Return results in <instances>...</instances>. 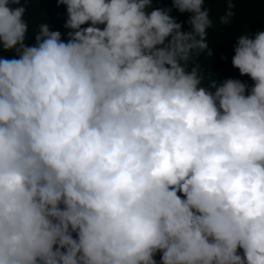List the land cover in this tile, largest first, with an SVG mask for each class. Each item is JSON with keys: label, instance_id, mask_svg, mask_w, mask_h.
<instances>
[{"label": "clouds", "instance_id": "1", "mask_svg": "<svg viewBox=\"0 0 264 264\" xmlns=\"http://www.w3.org/2000/svg\"><path fill=\"white\" fill-rule=\"evenodd\" d=\"M56 2L0 0V264H264V0Z\"/></svg>", "mask_w": 264, "mask_h": 264}, {"label": "trees", "instance_id": "2", "mask_svg": "<svg viewBox=\"0 0 264 264\" xmlns=\"http://www.w3.org/2000/svg\"><path fill=\"white\" fill-rule=\"evenodd\" d=\"M37 0H29V7L28 10L26 11L25 14V19L28 20L29 22V30L25 34V44L26 45H33L35 43V38L34 35H32L33 30H35L36 26L39 23H42L41 20L43 19L41 7L38 8H33L34 4L36 3ZM24 0H21V3H23ZM15 53L12 51L5 52L2 49H0V58H5V59H12ZM17 58V56H16ZM159 257L160 254L158 253L155 255V259L159 262Z\"/></svg>", "mask_w": 264, "mask_h": 264}, {"label": "rangeland", "instance_id": "3", "mask_svg": "<svg viewBox=\"0 0 264 264\" xmlns=\"http://www.w3.org/2000/svg\"><path fill=\"white\" fill-rule=\"evenodd\" d=\"M55 3H57L56 0H41V4L46 13L50 12L52 5H54ZM41 11H42L43 17H45L44 11L42 9Z\"/></svg>", "mask_w": 264, "mask_h": 264}, {"label": "water", "instance_id": "4", "mask_svg": "<svg viewBox=\"0 0 264 264\" xmlns=\"http://www.w3.org/2000/svg\"><path fill=\"white\" fill-rule=\"evenodd\" d=\"M182 14H184V13H182ZM182 31H183V28L181 29ZM208 32H211L210 30H208ZM202 54V53H201ZM204 70H207V69H204ZM221 67L219 68V69H216V71H215V74H217V75H220L221 74Z\"/></svg>", "mask_w": 264, "mask_h": 264}]
</instances>
